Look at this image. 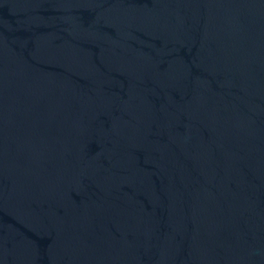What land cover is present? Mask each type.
I'll return each instance as SVG.
<instances>
[{
  "label": "water",
  "instance_id": "obj_1",
  "mask_svg": "<svg viewBox=\"0 0 264 264\" xmlns=\"http://www.w3.org/2000/svg\"><path fill=\"white\" fill-rule=\"evenodd\" d=\"M0 264H264V0H0Z\"/></svg>",
  "mask_w": 264,
  "mask_h": 264
}]
</instances>
